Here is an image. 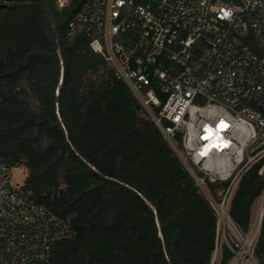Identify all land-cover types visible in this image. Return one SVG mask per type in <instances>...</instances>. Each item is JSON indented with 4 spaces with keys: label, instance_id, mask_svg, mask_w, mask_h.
<instances>
[{
    "label": "trees",
    "instance_id": "16d2710c",
    "mask_svg": "<svg viewBox=\"0 0 264 264\" xmlns=\"http://www.w3.org/2000/svg\"><path fill=\"white\" fill-rule=\"evenodd\" d=\"M79 4L0 0V159L24 166L20 190L77 231L54 246L53 263L228 264L227 243L214 259L218 218L193 173L86 29L68 34ZM261 164L229 206L243 234L264 189ZM228 184L207 182L215 197ZM255 252L264 264V218Z\"/></svg>",
    "mask_w": 264,
    "mask_h": 264
},
{
    "label": "built area",
    "instance_id": "2783aa9c",
    "mask_svg": "<svg viewBox=\"0 0 264 264\" xmlns=\"http://www.w3.org/2000/svg\"><path fill=\"white\" fill-rule=\"evenodd\" d=\"M54 1L63 9L73 0ZM78 1L68 34L86 29L91 48L193 169L218 228L223 221L231 231L228 264H259L255 246L264 189L246 234L232 222L229 206L252 165L262 161L264 174V0ZM208 181L229 184L215 197ZM76 236L68 219L13 184L11 169L0 159V264H54V246Z\"/></svg>",
    "mask_w": 264,
    "mask_h": 264
},
{
    "label": "rangeland",
    "instance_id": "374dc122",
    "mask_svg": "<svg viewBox=\"0 0 264 264\" xmlns=\"http://www.w3.org/2000/svg\"><path fill=\"white\" fill-rule=\"evenodd\" d=\"M12 172V182L13 184L20 186L26 176H27V169L24 166H19L17 168H13L11 170ZM258 204H256V207L254 209V212L257 210ZM231 240V231L227 225L222 221L220 224V227L218 228V249L216 250V253L214 254V259L217 261L219 257V251L220 246L223 243H226L227 241Z\"/></svg>",
    "mask_w": 264,
    "mask_h": 264
},
{
    "label": "water",
    "instance_id": "95a60500",
    "mask_svg": "<svg viewBox=\"0 0 264 264\" xmlns=\"http://www.w3.org/2000/svg\"><path fill=\"white\" fill-rule=\"evenodd\" d=\"M187 165V167L190 169V171L192 172V173H194L193 172V169H191V167L188 165V164H186Z\"/></svg>",
    "mask_w": 264,
    "mask_h": 264
},
{
    "label": "snow or ice",
    "instance_id": "6c2138e0",
    "mask_svg": "<svg viewBox=\"0 0 264 264\" xmlns=\"http://www.w3.org/2000/svg\"><path fill=\"white\" fill-rule=\"evenodd\" d=\"M209 130L206 129V132H208ZM204 139H208V136L206 135L205 137H203Z\"/></svg>",
    "mask_w": 264,
    "mask_h": 264
}]
</instances>
